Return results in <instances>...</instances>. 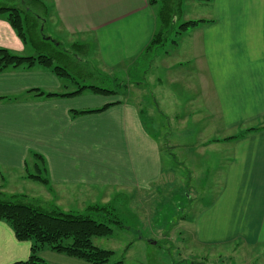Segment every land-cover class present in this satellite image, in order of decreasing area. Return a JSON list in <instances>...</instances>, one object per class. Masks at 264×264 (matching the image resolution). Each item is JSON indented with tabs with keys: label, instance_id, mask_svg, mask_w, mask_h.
<instances>
[{
	"label": "crops",
	"instance_id": "0c3cea01",
	"mask_svg": "<svg viewBox=\"0 0 264 264\" xmlns=\"http://www.w3.org/2000/svg\"><path fill=\"white\" fill-rule=\"evenodd\" d=\"M48 2L38 3L46 11L43 27L53 17L54 39L63 42L72 77L40 65L0 72V186L34 181L26 167L34 163L31 153L38 152L49 179V184L40 183L41 192L80 204V211L113 205L121 196L132 203L146 200L145 192L166 180L163 137L149 130L145 109L137 102L145 96L151 73L156 85L151 119L165 127V120L169 123V146L176 149L175 159L188 166L190 179L194 152L199 155L195 163H204V173L197 168L202 187H214L195 197L197 210L184 227L192 234V245H264V0H192L186 12L182 3L172 50L161 49L165 44L146 49L161 27L163 0ZM192 19L205 22L177 34L178 26ZM77 45L87 47L84 63L91 71L86 74ZM0 47L21 54L33 50L2 14ZM152 56L156 60L139 70L140 60ZM110 74L127 77L122 85L114 84V93L84 90L47 97L29 91L73 92L81 85H97L76 78L100 80ZM133 88L142 91L140 99L133 97ZM107 104L99 112L74 114ZM10 191L29 195L24 188ZM31 246L0 220V264L28 259ZM207 259L200 261L206 264Z\"/></svg>",
	"mask_w": 264,
	"mask_h": 264
},
{
	"label": "rangeland",
	"instance_id": "374dc122",
	"mask_svg": "<svg viewBox=\"0 0 264 264\" xmlns=\"http://www.w3.org/2000/svg\"><path fill=\"white\" fill-rule=\"evenodd\" d=\"M163 1H165V12L168 11V17L172 19L173 22L176 19L178 20V15L180 14L178 13L179 7H181V4L184 3L185 0H175V3L174 0ZM191 1L192 0L185 1L183 11H189L187 6ZM14 2L18 5L24 4L22 5L23 7H28L27 2L23 3L22 0H0V3L8 5H13ZM41 2L45 4L46 0H39L37 3ZM46 4H49L48 0ZM178 4L180 6H178ZM31 9L32 14L34 13L39 17L45 18L46 11L45 8L42 7V4H32ZM192 12H194L193 8ZM171 16H173V18ZM42 18L40 20L41 22L39 21L40 25L43 22ZM52 19L53 17L50 22L45 25V28L41 26V30L44 28L43 37L47 39L58 38L56 36L57 31L53 27ZM170 35V40L164 47H161V49L172 50V39H174L175 33L172 31ZM65 44L66 42L64 41V47L67 49L69 46ZM77 46V49L80 51V67L82 73L86 74L91 71L89 68L90 65L84 63V57L86 56L84 52L87 51V47L83 45ZM61 47L60 45V48ZM30 52L33 54L34 49L18 54L27 55ZM155 60L154 56H152L151 59L150 57L141 59L138 65L139 70L143 69L144 71V67L150 66ZM90 61L94 62L92 59H90ZM150 74L146 77L148 84L145 85V96L137 102L145 109L143 118L146 125L149 126V130L153 133H159V135L161 134L163 137L164 144L162 155L166 180L161 182V184L158 183V185H155L152 190L145 192L148 194L147 199L143 200L141 203H132L123 196L118 197L119 199H116L113 203L115 207L113 211L114 214H112V216L104 215V217H102V219L108 222L114 230L112 235L94 237L93 244L99 248L113 251V256L105 264H114L120 261L122 264H203L202 261H200L203 257L208 258L207 260H203L206 264H264V245L242 248L238 246V242H228L219 247L215 246L213 249H204L192 245V234L184 230V227L188 225V220L192 218L194 210H197V207L194 206L195 197L198 198L202 194L205 195V191L209 194L214 187H202V185H204L203 178L199 171H197V168L204 173V163L200 165L195 163L196 160L194 156L199 157V155L194 152H192V169L195 170H192V180L190 179L188 166L180 164L175 159L176 149L169 146L172 140L167 136L166 131L167 127H170L169 123L165 120L167 125V127H165V124L161 125L151 119L152 117L155 118V116L150 114V109L156 106V100L154 99V88L156 85L151 82L152 75L150 76ZM92 76L94 77L95 75ZM110 76V78L101 76L100 80L92 79V77L87 76L76 79L80 84H97L110 89L114 88L115 83L119 86L122 85L124 80H127V77L122 74H110ZM132 80H134V82L140 81L134 77ZM133 97L140 99L142 97V91L133 88ZM192 142H194L193 139ZM29 166L28 168L32 172H34V168L36 170L34 163ZM36 181L27 180V182L25 181L23 184H21L22 182L16 184L12 181L9 182L6 188L0 186V191L4 189L2 192L8 195H22L24 193L11 192L10 189L14 191L15 189L20 190V188H24V190L29 193V195L25 194V198L37 200L45 209L57 207L64 212L87 214L86 208L80 211V204L64 203L61 202V199H56V196L53 198L45 191L41 192L44 188L40 186V181ZM35 187L38 188V193L34 191ZM126 196L128 198L132 197V195L128 193H126ZM64 208H71V210H65ZM76 208L78 210H76ZM98 215H100V213H96L95 218L98 219ZM115 220H119L120 223H116ZM204 252L208 253L206 257ZM39 254L51 264H93L81 258L53 251L48 245L42 248Z\"/></svg>",
	"mask_w": 264,
	"mask_h": 264
},
{
	"label": "trees",
	"instance_id": "16d2710c",
	"mask_svg": "<svg viewBox=\"0 0 264 264\" xmlns=\"http://www.w3.org/2000/svg\"><path fill=\"white\" fill-rule=\"evenodd\" d=\"M22 1L23 3L27 2V8L22 6L24 4L8 5L0 3V14L11 24L23 43L34 49V53L31 55H21L8 48L0 47V72L9 68L23 67L30 69L40 65L51 68L52 71L61 77H72L63 59L66 56V52L61 49L62 47L60 48V45L62 46L61 42L57 43L54 39L43 37L44 28L41 30V26H44V18L34 13L33 15L31 12V5H37L39 0ZM178 6L180 5L178 4ZM165 9L166 7L164 6L160 13L161 27L146 47L147 50L157 49L163 46L169 40L170 33L177 30V28L174 29L175 24L168 17V11L165 12ZM178 12H180V7ZM171 17L173 18V16ZM41 18L43 22L40 25L39 21ZM202 22H205V20L192 19L182 22L178 26L180 31L177 34L185 32ZM84 90L101 94L114 93L113 89L98 85H81L78 90L67 93H46L38 88L30 89L29 91H35L38 95H46L47 97H64L80 94ZM109 105L107 104L99 109L76 110L74 114L80 115L99 112L105 110ZM31 157L33 158L36 170L33 167L34 172H32L26 167L27 177L44 184H49V179L45 175L47 167L44 156L38 152H33L31 153ZM113 211V205L110 204L90 205L87 214L64 212L57 207L45 209L37 200L25 198V194L8 195L0 191V220L10 224L18 240H28L32 243L29 258L13 264H51L39 254L40 250L46 245L53 251L81 258L93 264L107 263L113 256V251L95 246L93 244V238L112 235L114 230L102 217L104 215L112 216L114 214ZM96 213H100L98 219L95 218ZM115 222L120 223L119 220H115ZM114 264H122V262L120 261Z\"/></svg>",
	"mask_w": 264,
	"mask_h": 264
}]
</instances>
